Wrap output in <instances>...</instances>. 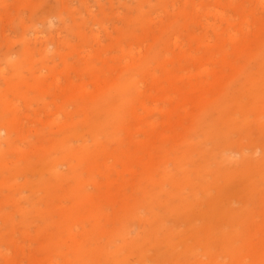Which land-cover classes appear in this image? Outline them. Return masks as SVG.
Segmentation results:
<instances>
[{
  "label": "rangeland",
  "instance_id": "obj_1",
  "mask_svg": "<svg viewBox=\"0 0 264 264\" xmlns=\"http://www.w3.org/2000/svg\"><path fill=\"white\" fill-rule=\"evenodd\" d=\"M262 226L264 0H0V264H264Z\"/></svg>",
  "mask_w": 264,
  "mask_h": 264
},
{
  "label": "bare ground",
  "instance_id": "obj_2",
  "mask_svg": "<svg viewBox=\"0 0 264 264\" xmlns=\"http://www.w3.org/2000/svg\"><path fill=\"white\" fill-rule=\"evenodd\" d=\"M236 208L239 211V209L241 210L243 208V206L238 205ZM236 208L234 207L233 211H235ZM262 227H264V226H262ZM231 229L234 230V232H223V233L231 236V238H230L231 241H228V245H230V252L232 254H234L235 252L240 251V249H241L240 243L241 242H238V241L239 240L241 241V239L244 240L245 235L242 233L243 230L241 231L239 227H234V228L231 227ZM254 236H255V238L258 237L259 240H255V239L251 238V239H249V241L247 240V245L245 246L247 248L246 249V255L248 257H250V254H251L250 251L254 252L253 253L254 256L251 255V257H250L251 259L256 258L258 252L264 253V229L259 231L257 234L255 233ZM198 245L204 246L205 248L209 247L208 250L211 249V246H207V244L202 245V243H200ZM192 248H193V246H192ZM192 248H191L192 253H194V255L197 254L196 256H198V250H197L198 248L196 249V245L194 246L193 249Z\"/></svg>",
  "mask_w": 264,
  "mask_h": 264
}]
</instances>
